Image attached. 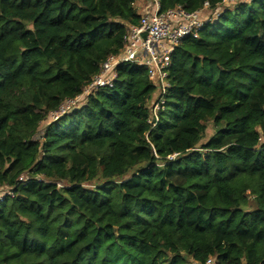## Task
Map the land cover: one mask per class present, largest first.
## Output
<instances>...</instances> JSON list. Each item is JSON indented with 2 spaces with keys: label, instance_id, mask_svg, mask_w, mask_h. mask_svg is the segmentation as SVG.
Wrapping results in <instances>:
<instances>
[{
  "label": "trees",
  "instance_id": "obj_1",
  "mask_svg": "<svg viewBox=\"0 0 264 264\" xmlns=\"http://www.w3.org/2000/svg\"><path fill=\"white\" fill-rule=\"evenodd\" d=\"M135 2L0 0V264H264V0L174 46L154 125L129 60L39 132L122 51Z\"/></svg>",
  "mask_w": 264,
  "mask_h": 264
},
{
  "label": "built area",
  "instance_id": "obj_2",
  "mask_svg": "<svg viewBox=\"0 0 264 264\" xmlns=\"http://www.w3.org/2000/svg\"><path fill=\"white\" fill-rule=\"evenodd\" d=\"M154 1V8L145 9L140 14L138 24L128 26L122 51L117 55H109L101 63L99 72L83 87L81 93L87 95L100 87L112 86L116 74L115 66L120 61L130 60L142 64L147 69L149 79L159 90L157 99L151 103V114L148 118L151 125H154L158 119L157 112L163 107V93L168 86L166 67L174 46L185 36L197 37L199 35L202 25L211 21L210 19L205 20V11L209 15H219L220 12L219 5L212 11L207 1L201 8L194 11L175 6L159 12L158 1ZM81 94L64 101L59 110L54 112L53 118L72 108ZM152 117L154 120H151ZM258 140L259 142L264 141V133L259 135ZM212 263V258H208L205 262V264Z\"/></svg>",
  "mask_w": 264,
  "mask_h": 264
},
{
  "label": "rangeland",
  "instance_id": "obj_3",
  "mask_svg": "<svg viewBox=\"0 0 264 264\" xmlns=\"http://www.w3.org/2000/svg\"><path fill=\"white\" fill-rule=\"evenodd\" d=\"M249 0H224L219 6L218 8H220V13H222L225 9L227 8H233L234 6H236L239 2H248ZM135 4L139 5L137 6L138 8L140 6H142V9H151L154 8V4L155 1L154 0H136ZM214 11V10H212ZM219 15L217 14H213V15H209V13L207 11H205V20L210 19L211 22L215 21L218 18ZM85 97L86 94L83 93L81 94V96L78 98V100L74 103V106H81L84 104L85 102ZM54 117V113L49 114L48 118L46 120H43L40 125H39V132L41 131V129L45 126L46 122L49 121L51 118ZM215 130V126L212 122V120H208L205 122V130H204V134L202 139L200 140V143L206 141L214 132ZM199 143V144H200ZM198 144V145H199ZM8 189L6 187H0V197H2L5 193H8Z\"/></svg>",
  "mask_w": 264,
  "mask_h": 264
},
{
  "label": "crops",
  "instance_id": "obj_4",
  "mask_svg": "<svg viewBox=\"0 0 264 264\" xmlns=\"http://www.w3.org/2000/svg\"><path fill=\"white\" fill-rule=\"evenodd\" d=\"M136 6H139V5L136 4ZM137 8H138V7H137ZM144 10H145V8L142 9V6H140V7L138 8V12H139L140 14H142V13L144 12Z\"/></svg>",
  "mask_w": 264,
  "mask_h": 264
}]
</instances>
